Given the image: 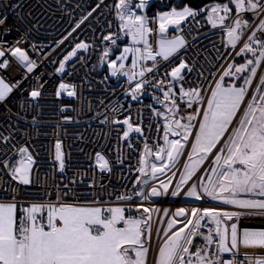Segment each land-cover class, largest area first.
<instances>
[{
	"label": "snow or ice",
	"instance_id": "snow-or-ice-1",
	"mask_svg": "<svg viewBox=\"0 0 264 264\" xmlns=\"http://www.w3.org/2000/svg\"><path fill=\"white\" fill-rule=\"evenodd\" d=\"M102 4L104 0H99L91 11L75 22L57 46L64 44L69 37L77 39L73 33ZM148 4L149 0H116L115 15L120 21L118 33L101 37V43L107 41L112 48H103L100 63L107 64L111 77L127 78L125 95H130L132 101H140L146 89L151 88L162 93V99L153 96V100L166 108V112H160L151 104L145 106L166 122L163 146L157 145L153 151L147 143L144 145L137 169L139 176L133 181L139 186L138 190L117 195V200L129 202L124 206H106L104 201L96 199L80 203L78 193L70 188V184L77 183L72 179L62 188L57 183L55 201L25 205L16 199L17 188L11 183L0 187L3 193L0 196V264H150V254L151 264H238L235 257L240 254L241 244L246 248L264 249V229L241 230L237 223L227 224L233 219L239 221L241 216L264 215V0H226L199 9H193L189 0L179 10L173 5L170 10L158 12L152 18L139 11ZM17 7L12 5L13 9ZM22 19L17 16L18 22ZM7 21L8 14L0 13V71L6 70L14 58L27 73H32L39 62L30 58L29 53L42 50L35 44L21 48L19 44L23 38L9 44L4 37L13 32L14 26L4 29ZM205 23L226 35L228 47L235 50L240 45L239 49L234 54L228 52L232 62L222 72L209 98L204 100L200 86L190 90L181 86L177 95L174 91L176 84L188 83L189 74L194 71L200 76L203 72L195 61L186 59L188 49L192 47L186 36L175 33L182 32V26H187L190 35L193 24L199 29ZM119 33L130 38L131 46H124L115 59H109L110 52L119 47L117 41L122 38ZM89 48L87 42L75 43L59 61L56 72H65V64L74 57L83 59L78 57V52H87ZM217 53L218 58L223 55L219 49ZM129 54L131 63L126 70L124 61L128 60ZM247 54L251 57L248 58ZM158 57L164 62L179 60V63L170 70L167 65L161 68ZM237 57H244V62L236 64ZM141 61H152V64L148 66ZM258 69H261L259 74ZM161 71L163 78L159 75ZM229 76L234 80L226 86L224 77ZM253 78H257L258 83L254 84ZM24 79L27 77L10 84L0 75V105L4 106L8 119L13 115L7 104L8 98ZM35 79L39 83L41 75ZM108 79V76L104 77V81ZM45 83H39V87L28 93L33 101L41 97ZM75 89L76 85L60 82L55 95L60 97L66 92L69 97H74L77 95ZM110 94L114 95L115 90ZM185 97L188 98L187 108H193L194 104L199 107L181 115L178 100ZM34 107L38 109L39 105ZM128 107L130 109L131 104ZM111 110L120 113L122 105L113 103ZM60 111L64 112L65 108ZM15 115L17 119H24L19 113ZM32 122L36 123L35 117ZM100 122L126 126L121 139L128 141L130 149L133 147L132 133L144 136L142 127L139 123L134 124L131 114L123 120L105 117ZM170 136L175 138L170 139ZM13 139L11 132L8 135L0 133V145L8 149L0 151V172L10 182L31 185L36 160L29 147L17 148L12 144ZM54 149L59 171L64 173L62 142L57 141ZM150 156H154L155 162H149ZM95 162L101 173L109 175L115 165L124 163L119 158L112 163L99 151L95 153ZM150 181H158V184L150 185ZM97 184L99 178L93 176L90 187ZM100 187L105 188L103 184ZM182 194L192 198L193 203L210 199L241 211H228L222 206L180 207L166 222L163 243L154 247L153 224L156 221L153 213L163 212L167 216L169 210L148 207L145 202L155 197H179ZM136 197L140 198L139 202L134 201ZM160 232L157 229V234ZM228 253L232 258L225 259L223 254ZM245 264H264V253L254 260L245 258Z\"/></svg>",
	"mask_w": 264,
	"mask_h": 264
},
{
	"label": "built area",
	"instance_id": "built-area-1",
	"mask_svg": "<svg viewBox=\"0 0 264 264\" xmlns=\"http://www.w3.org/2000/svg\"><path fill=\"white\" fill-rule=\"evenodd\" d=\"M98 2L99 0H0V13L8 14V21L3 25V28L14 26L13 32L5 36L4 39L9 44H14L23 38V42L19 44L21 48H28L35 44L42 50L37 53H29L30 58L39 62V66L32 73H27L26 69L14 58H11V63L6 70L0 71V75L4 76L10 84L20 81L24 76L27 77L8 98L7 104L13 113L11 119L7 118L8 114L4 106L0 105V133L8 135L11 132L14 137L12 144L17 148L20 146L29 147L36 160L31 185L24 186L10 182L9 178L0 172V187L11 183L13 187L17 188L16 199L22 204L55 201L57 183L62 188L64 183L75 179L77 183L70 184V188L78 193L80 203L96 199L104 201L106 206H124L129 202L117 200L116 197L121 193L134 191L136 185L133 184V181L139 176L137 169L140 166L139 158L143 155L145 143L153 151L156 150L157 145H163L164 125L152 109L145 107L153 104L142 99L132 101L130 95H125L126 80L104 81V74L95 71L97 61L103 54L102 50L107 45V41L101 43V37L110 33L114 34L116 31L114 9L116 0H104V4L85 21L76 33H73L74 37H78L77 39L69 37L64 44L57 46V42L71 30L74 23L91 11ZM13 4L18 7L13 9ZM17 16H22V21L18 22ZM182 27L183 31L175 34L185 35L192 45L188 49L186 59L189 62L195 61L197 68L203 72V76L198 75L196 71L190 73L189 82L176 84L174 91L179 95L181 86L185 90L200 86L201 96L205 98L220 79L222 72L227 70L228 64L232 62V58L227 55L228 52L234 54L239 48L230 49L226 43V35L220 29H212L206 23L199 29L193 24L190 35L188 34L189 28ZM29 29L30 31H28ZM193 36L196 37L195 40L192 39ZM81 41L90 45L87 52H78V57H83V59L74 57L65 64V72H56L59 61L63 60V57L72 50L75 43ZM217 49L223 54L219 58ZM157 59L161 68L167 65L169 70L179 63V60L169 63L164 62L160 57ZM52 61H56V63H52ZM142 64L151 66L152 61H142ZM37 75H41L39 83L45 81L47 83L44 84L41 97L33 101L28 93L33 88L39 87V83L35 79ZM159 75L163 78V71ZM167 79L170 80L171 77ZM60 82L76 85L77 95L69 97L66 92H63L60 97H57L55 91ZM113 89L115 90L114 95L110 94ZM155 92L162 95L159 91ZM101 100L104 101L103 104L100 103ZM187 100V97L178 100L181 105L180 110H188V108H184ZM117 102L122 105L120 113L111 110V105ZM37 104L39 105L38 109L34 107ZM129 104H131L130 109ZM62 107L65 108L64 112L60 111ZM15 113H19L24 119H17ZM129 114L132 115L134 124L139 123L144 131L142 137L136 133L130 135L133 144L131 149L127 146L128 141L121 139L126 126L100 122L105 117H108L109 120H123ZM33 117L36 118L35 124L32 122ZM65 117L68 118L67 121ZM57 141L62 142L66 164L64 173H60L59 163L55 160L54 145ZM7 150L3 145H0V151ZM98 151L112 163L117 158L123 160L124 163L115 165L111 175L101 173L95 162V153ZM93 176L99 178V184L90 187ZM100 184H103L105 188H101ZM152 184H158V181H153L150 185ZM10 192L11 188H9ZM0 196H3L2 192H0ZM139 200L138 197L134 198L135 202H139ZM185 200L186 197L182 194L175 201L171 200L170 195H167L145 202V206L169 210L167 216H164L163 212L153 213V220L156 221L153 224L154 247L163 243V230L166 228V222L171 218L172 213L180 207L190 209L196 205L202 208L222 206L228 211H241L234 206L220 205L219 202L210 199L207 202L197 201L195 203ZM248 211L259 212V210ZM228 223L229 225L237 223L238 229L241 230H260L264 229V215L241 216L239 221L233 219ZM157 229L161 230L160 234H157ZM239 253L235 259L238 264H245V258L251 260L261 258L264 249L255 246L246 248L241 244ZM223 255L225 259L232 258L231 253ZM151 260L152 255L150 254V264Z\"/></svg>",
	"mask_w": 264,
	"mask_h": 264
},
{
	"label": "trees",
	"instance_id": "trees-1",
	"mask_svg": "<svg viewBox=\"0 0 264 264\" xmlns=\"http://www.w3.org/2000/svg\"><path fill=\"white\" fill-rule=\"evenodd\" d=\"M186 2H189V0H152L150 2V5L146 8V11L149 15L154 16L158 12L170 10L173 5H175L177 7V9L179 10L183 7V4ZM213 2L225 3L226 0H190V6L193 7V9H199L201 6L206 5V4H211ZM118 25H119V23L117 22V19H116V31L117 32H118ZM114 37H115V35H113V38ZM121 43H123V41H121ZM107 46H111V44L109 42H107ZM241 58H243V57H241ZM242 62H244V61H240L239 57H237L235 60L236 64H240ZM95 71H97L99 73H103V71L100 70V68L98 67V61L96 64ZM230 79H232V78H230ZM224 81H226L225 78H224ZM237 83H239V82H237ZM225 84L227 85L228 82H225ZM153 96H159L162 99V95L160 93L155 92V91L150 90V89H146V94L142 95L140 99L151 102L157 111L166 112V108L164 107V105L156 103L153 100ZM167 103L170 105L171 101H169ZM159 118L164 125L166 122L164 120V118L162 116H159ZM151 159H152V161H154L153 156L148 157V160H151ZM138 188H139V186L136 185L134 191L138 190Z\"/></svg>",
	"mask_w": 264,
	"mask_h": 264
},
{
	"label": "rangeland",
	"instance_id": "rangeland-1",
	"mask_svg": "<svg viewBox=\"0 0 264 264\" xmlns=\"http://www.w3.org/2000/svg\"><path fill=\"white\" fill-rule=\"evenodd\" d=\"M151 1H152V0H149V4H148V6L150 5V2H151ZM148 6H147V7H148ZM147 7H146V8H147ZM146 8L143 9V10H139V11H140V14H143V15L148 16L149 18H152V17H153L152 15H149L148 13L145 14V12H146ZM116 19H117V22L120 23V21H119V19H118L117 16H116ZM116 33H118V32H117V31L114 32V34H116ZM119 35L122 37L120 40L117 41L119 47L116 48L114 52H110V54H109V59H115L116 55H119L120 52H122V49H123L124 46H131V40H130L129 37H124V36H123V33H119ZM114 38H116V36H115ZM121 41H123V43H121ZM106 47H108V48H112V45H111V46H107V45H106ZM102 55H103V54H102ZM102 55H101V56H102ZM101 56H100V57H101ZM141 62H142V61H141ZM118 63H119V62H118ZM124 63H125V65H126V70H127V69L130 67V63H131V54H129V58H128V60H125ZM98 67L100 68V70L103 71L104 76H108V77H109L108 80H110V81H115V80L118 79L117 77H111L110 69L107 67V64H106V63H105V64H101V63H100V58H99V60H98ZM260 71H261V69H258V74L260 73ZM119 79H120V80H126L127 78H126V77H119ZM256 79H257V78H255V79L253 78L254 82H255ZM232 81H233L232 79H229V80H227L226 82H228V83L230 82V83H231ZM256 83H258V79H257ZM256 83H255V84H256ZM225 85H226V84H225ZM226 86H227V85H226ZM204 100H205V98H204ZM187 101H188V100H187ZM197 107H199L198 104H194V105H193V108H197ZM184 108H187V102L185 103V107H184ZM193 108H188L187 111L180 110L181 115H186V114L191 113V112L193 111ZM177 118H178V117H177ZM198 119H199V117H198ZM185 122H186V121H185ZM173 138H175V137L170 136V139H173ZM153 157H154V156H153ZM149 161H150V163H151V162H155V158H154V161H152V159L149 160ZM206 164H207V162H206ZM150 182H152V181H150ZM176 199H177V197H171V200H173V201H175ZM185 201H192V198H188V197H187ZM229 222H230V221H229ZM227 224L229 225L228 221H227Z\"/></svg>",
	"mask_w": 264,
	"mask_h": 264
},
{
	"label": "crops",
	"instance_id": "crops-1",
	"mask_svg": "<svg viewBox=\"0 0 264 264\" xmlns=\"http://www.w3.org/2000/svg\"><path fill=\"white\" fill-rule=\"evenodd\" d=\"M245 18H247V17H245ZM226 43H227V39H226ZM239 46L240 45H238L237 46V48H239ZM230 48V47H229ZM231 49V48H230ZM248 55V58H250L251 57V54H247ZM239 59H240V61H244V57L243 58H241V57H239ZM243 63V62H242ZM225 79H226V81H227V79L229 80L230 78H232V80H234V77H231V76H229V77H224ZM255 79V78H254ZM225 81V82H226Z\"/></svg>",
	"mask_w": 264,
	"mask_h": 264
},
{
	"label": "water",
	"instance_id": "water-1",
	"mask_svg": "<svg viewBox=\"0 0 264 264\" xmlns=\"http://www.w3.org/2000/svg\"><path fill=\"white\" fill-rule=\"evenodd\" d=\"M82 51V50H81ZM59 163V162H58Z\"/></svg>",
	"mask_w": 264,
	"mask_h": 264
}]
</instances>
